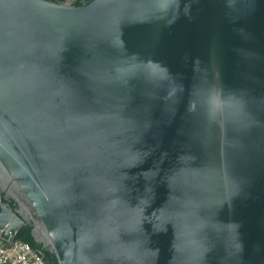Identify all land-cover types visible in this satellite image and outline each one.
I'll list each match as a JSON object with an SVG mask.
<instances>
[{
  "label": "water",
  "instance_id": "95a60500",
  "mask_svg": "<svg viewBox=\"0 0 264 264\" xmlns=\"http://www.w3.org/2000/svg\"><path fill=\"white\" fill-rule=\"evenodd\" d=\"M0 185L58 264H264V0H0Z\"/></svg>",
  "mask_w": 264,
  "mask_h": 264
},
{
  "label": "clouds",
  "instance_id": "9594fccd",
  "mask_svg": "<svg viewBox=\"0 0 264 264\" xmlns=\"http://www.w3.org/2000/svg\"><path fill=\"white\" fill-rule=\"evenodd\" d=\"M83 1V0H82ZM82 1H81V3H82ZM69 2H71V3H73V4H75L74 3V0H69ZM80 3V4H81ZM79 4V5H80ZM75 5H77V4H75ZM8 200H12L11 198H10V193L8 192V191H6L4 188H3V186L2 185H0V206L1 205H5V206H7L10 210H12V212L15 214V216H18L22 221H23V224L22 225H24V224H27V223H30V224H32L31 223V217L27 214V213H25L17 204H16V207H12V206H10V204H9V202H8ZM9 225V223H7L6 224V226L4 227V228H0V240L4 243V244H6V245H13L15 242H22V243H25V244H27L30 248H31V250L36 254V256H38L40 259H41V261H42V263L43 264H49V263H47V261L45 260V254H44V252H42L40 249H34L32 246H31V244L30 243H28L27 241H25V240H22V239H19L18 237H17V235H18V232H19V230H20V228H21V226L19 227V229L16 231V233L14 234V235H12V231H9V234H10V236L12 237V239L10 240V239H5L4 237H2L1 236V233L3 232V230H5V228L7 227ZM35 236V235H34ZM36 239V238H35ZM37 240V239H36ZM38 241V240H37ZM44 245H45V247L48 249V250H50L51 252H53L54 254H55V251L54 250H52V249H50L49 247H47L46 246V243L44 242V241H41ZM56 256V255H55ZM57 258V257H56ZM4 264H11V263H4ZM53 264H58V262L57 263H53Z\"/></svg>",
  "mask_w": 264,
  "mask_h": 264
},
{
  "label": "built area",
  "instance_id": "2783aa9c",
  "mask_svg": "<svg viewBox=\"0 0 264 264\" xmlns=\"http://www.w3.org/2000/svg\"><path fill=\"white\" fill-rule=\"evenodd\" d=\"M43 264L41 259L22 242L6 245L0 240V264Z\"/></svg>",
  "mask_w": 264,
  "mask_h": 264
},
{
  "label": "trees",
  "instance_id": "16d2710c",
  "mask_svg": "<svg viewBox=\"0 0 264 264\" xmlns=\"http://www.w3.org/2000/svg\"><path fill=\"white\" fill-rule=\"evenodd\" d=\"M81 1L82 0H74V3L79 5L81 3ZM8 202H9L10 206L16 207V203L14 202V200H8ZM17 237L19 239L25 240L28 243H30L34 249H40L42 252H44L45 260L47 261V263H49V264L57 263V258L55 256V254L53 252H51L50 250H48L42 242L37 241L35 239L32 224L27 223V224L22 225L19 232H18Z\"/></svg>",
  "mask_w": 264,
  "mask_h": 264
}]
</instances>
